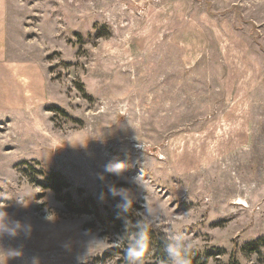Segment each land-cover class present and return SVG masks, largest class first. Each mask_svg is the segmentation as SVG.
Instances as JSON below:
<instances>
[{"label": "rangeland", "instance_id": "1", "mask_svg": "<svg viewBox=\"0 0 264 264\" xmlns=\"http://www.w3.org/2000/svg\"><path fill=\"white\" fill-rule=\"evenodd\" d=\"M18 2L6 59L44 88L29 113L0 107V264H100L117 245L39 184L49 171L102 219L118 216L110 186L134 214L147 197L153 228L206 264H264L243 248L264 236V0Z\"/></svg>", "mask_w": 264, "mask_h": 264}, {"label": "trees", "instance_id": "2", "mask_svg": "<svg viewBox=\"0 0 264 264\" xmlns=\"http://www.w3.org/2000/svg\"><path fill=\"white\" fill-rule=\"evenodd\" d=\"M32 180V179H31ZM44 188H50L55 191L57 195V199L64 202L68 211L73 213H93L95 218L99 220L101 232L100 234L108 235L111 232L117 234V237L126 235L125 230V220L131 221V225L128 228V232L134 231V225L136 219V215L132 211H128L124 213L121 211L119 207H117L118 216L110 215L105 219H102L98 213H96L95 209L89 207L88 204L79 205L77 202L73 201L71 198V194L69 192H63V189L68 186L65 178L57 171H49L43 177L42 181H39ZM94 223L88 225V227H94ZM165 233L163 231L158 230L156 228H151L149 231V249L144 257L143 264H157L158 262L165 263V255L163 253V242H164ZM264 246V236L258 237L252 242L246 243L243 248L246 251L256 250L258 247ZM124 247L125 245L117 242L116 246H110L101 257L97 258L96 261L100 264H105L110 260L116 258L117 264H125L124 260ZM212 253H201L194 249H190L188 256L190 259V264H206L209 255ZM219 264H241L237 258L233 255H230L229 260L226 263Z\"/></svg>", "mask_w": 264, "mask_h": 264}, {"label": "clouds", "instance_id": "3", "mask_svg": "<svg viewBox=\"0 0 264 264\" xmlns=\"http://www.w3.org/2000/svg\"><path fill=\"white\" fill-rule=\"evenodd\" d=\"M108 173L121 175L124 171L122 164H109L105 166ZM103 178V177H101ZM109 192L113 197H119L121 200L118 207L122 212L127 213L132 209L134 197L128 189L109 187ZM6 213L0 209V229L4 228ZM136 219L134 231L128 232L131 221L125 220L126 235L120 236L116 242L125 245L124 260L125 264H143L145 254L149 249L150 239L149 231L158 223L159 215L154 210L149 199L145 197L143 211L135 213ZM119 217V214H118ZM19 225V222H16ZM191 241L183 233H166L163 242V253L165 255V264H190L188 253L190 251Z\"/></svg>", "mask_w": 264, "mask_h": 264}, {"label": "crops", "instance_id": "4", "mask_svg": "<svg viewBox=\"0 0 264 264\" xmlns=\"http://www.w3.org/2000/svg\"><path fill=\"white\" fill-rule=\"evenodd\" d=\"M18 7V0H0V107L7 102L13 104L12 99L15 98L19 104L17 107L24 106L25 112L29 113L31 104L37 102V96L42 94L44 85L41 84L42 72L37 74L35 65L33 72L30 73L25 62L23 64L6 59V40L12 33L13 18L18 17L16 11ZM2 111L0 109V112ZM27 118L28 115L25 117V127Z\"/></svg>", "mask_w": 264, "mask_h": 264}]
</instances>
